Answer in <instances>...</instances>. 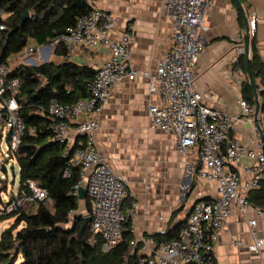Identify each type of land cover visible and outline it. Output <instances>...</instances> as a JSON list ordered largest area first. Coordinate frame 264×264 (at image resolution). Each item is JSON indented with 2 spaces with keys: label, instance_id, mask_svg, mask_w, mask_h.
<instances>
[{
  "label": "built area",
  "instance_id": "obj_1",
  "mask_svg": "<svg viewBox=\"0 0 264 264\" xmlns=\"http://www.w3.org/2000/svg\"><path fill=\"white\" fill-rule=\"evenodd\" d=\"M91 7L88 14L78 17L75 24L45 45L26 46L11 56L6 63H0V173L7 172L8 165L16 163L18 148L25 132V124L19 116L17 95L19 79L10 77L12 64L37 65L49 61L53 50L60 43L65 44L70 60L75 48L93 49L103 46L107 49L104 60L95 67L96 73L89 83V96L72 105L52 100L46 108L37 111L39 115H50L54 123L50 126L54 141L64 146L68 159L65 176L70 166H80L79 182L72 194L78 196V188H85L90 205L89 236L86 243L96 245L108 252L123 240L124 223L132 221L135 212L124 208L129 196L128 183L117 175L106 156L96 144L95 135L99 129L96 113H99L111 97L113 88L124 79L132 80L138 71L130 66L132 33L125 28L117 36L118 17L85 0ZM214 0H164V12L171 25V46L157 61L154 73L149 70L142 75L149 80L152 95L160 103L149 104L147 118L150 128L173 132L176 136V150L184 159V175H196L199 181L213 185V195L195 190V200L188 211L177 237L157 244L148 233L132 238L122 254V264H214V248L220 232L226 227L232 209L242 214L253 207L247 199L251 189H257L264 175V142L252 145L242 143L230 136L234 121L238 118L228 112L214 109L203 102V95L196 90L194 67L206 48L203 22ZM7 13L0 8V39L6 30ZM255 15L249 21V34H255ZM243 52V49H241ZM51 56V57H50ZM39 64V63H38ZM240 116L251 120L255 105L243 97L239 100ZM258 121L264 123V109L258 112ZM191 149L197 151L190 157ZM250 164L241 176L238 167L242 159ZM5 167L3 171L1 166ZM5 175H0L3 179ZM182 192L180 199L186 198ZM0 215L10 214L33 202L48 204L47 190L34 180H27L23 187L1 193ZM256 215L261 209L254 207ZM74 211L68 213L72 217ZM252 241L246 244L249 251L264 250V238L256 235V219L247 221ZM133 235L134 229L130 225ZM162 228L159 233H164ZM152 234V233H151ZM235 247L243 246L236 236Z\"/></svg>",
  "mask_w": 264,
  "mask_h": 264
},
{
  "label": "crops",
  "instance_id": "obj_2",
  "mask_svg": "<svg viewBox=\"0 0 264 264\" xmlns=\"http://www.w3.org/2000/svg\"><path fill=\"white\" fill-rule=\"evenodd\" d=\"M92 3L118 17L114 35L131 27L130 66L138 75L119 82L109 102L95 114L100 124L95 140L114 172L128 183L129 196L124 200V208H132L135 203L131 224L133 238H138L184 222L195 200V190L211 196L214 186L199 181L196 175L185 176L175 134L150 128L148 124L147 107L159 104L160 100L150 93L149 80L142 72L154 73L157 61L171 46V25L164 12V0H92ZM239 3L248 21L255 15L253 37L264 63V0H239ZM203 35L206 48L193 70L195 89L202 93L205 104L238 117L232 125L231 137L247 145L264 142L253 117L247 121L240 116L241 85L248 76L243 69L244 17L235 0H214L203 22ZM106 55L103 46L75 48L70 60L95 69ZM250 61L249 51V64ZM257 91H261V86ZM258 98L260 101V95ZM259 125L264 135V125L261 122ZM190 153L194 158L197 151L191 149ZM249 164L248 159H242L238 167L241 176H246L244 168ZM186 190V198L179 201ZM175 211L178 213L173 217ZM249 219H256V235L264 238V212L256 215L254 207H250L242 214L234 207L214 248V264H264V250L249 251L245 246L252 241ZM234 236L243 246L233 245Z\"/></svg>",
  "mask_w": 264,
  "mask_h": 264
},
{
  "label": "trees",
  "instance_id": "obj_3",
  "mask_svg": "<svg viewBox=\"0 0 264 264\" xmlns=\"http://www.w3.org/2000/svg\"><path fill=\"white\" fill-rule=\"evenodd\" d=\"M0 8L7 13L6 30L0 39V63L25 49L28 41L34 45H45L51 39L64 33L75 24L78 17L88 14L90 6L85 0H0ZM29 13L28 19L19 26L21 17ZM68 53L65 44L60 43L53 50L59 62L51 58L37 65H18L10 77L19 79L17 100L19 116L25 124V132L18 148L19 187L27 180L47 190V201L33 202L1 220L14 218L13 223L0 233V264H122V254L128 248L133 235L131 221L124 223L123 240L108 252L100 249V243L89 245V224L82 236H77L83 217L90 212L87 197L84 207L78 196L72 194L79 182L80 166H70V175L65 176L69 166L64 155V146L52 139L50 126L54 120L50 115H39L40 108H46L52 100L72 105L89 96V83L96 70L88 65H79L64 58ZM250 69L255 87L261 86L259 110L264 109V63L261 61L252 36L250 39ZM243 69L247 70L243 64ZM259 79V84L257 80ZM242 97L254 104V93L248 77L241 85ZM6 182V179H0ZM1 193L10 191L4 184ZM253 207L264 212V175L257 189L247 193ZM1 201V199H0ZM74 211L69 218L68 213ZM178 211L173 212V217ZM183 221L168 227L164 233L150 234L159 244L177 237ZM145 235H148L145 233Z\"/></svg>",
  "mask_w": 264,
  "mask_h": 264
},
{
  "label": "water",
  "instance_id": "obj_4",
  "mask_svg": "<svg viewBox=\"0 0 264 264\" xmlns=\"http://www.w3.org/2000/svg\"><path fill=\"white\" fill-rule=\"evenodd\" d=\"M235 3L237 4V6L240 9V11L243 13V17H244V30H245V35H244V56H245V59H246L247 76H248L249 82H250V84L252 86L253 93H254L255 111H254V114H253V119H254V122H255V125L257 127V130H258L259 134L264 138V135L261 132V128H260L259 121H258V112H259V109H260L258 92H257V89L255 87L254 79L252 77L251 69H250V66H249L250 34H249L248 20H247V17L244 15V11H243L240 3H239V0H235ZM28 17H29V13L25 12L23 14V16L21 17L19 26H21L28 19ZM33 65H35V64H33ZM12 166L13 165H11L10 168H12ZM1 168H2L3 171L5 170V167L3 165L1 166ZM84 198H85V188L83 186H81V187L78 188V199H83L84 200ZM90 220H91V216H89V215H85L83 217V222H82L81 227L79 229V232L77 234V236L79 238L82 236V234H83L86 226L89 224Z\"/></svg>",
  "mask_w": 264,
  "mask_h": 264
},
{
  "label": "rangeland",
  "instance_id": "obj_5",
  "mask_svg": "<svg viewBox=\"0 0 264 264\" xmlns=\"http://www.w3.org/2000/svg\"><path fill=\"white\" fill-rule=\"evenodd\" d=\"M28 46H34V43L32 41H28ZM51 57V56H50ZM53 61H55L56 63L60 61V59H56V57H52ZM36 63H42L40 60L36 59ZM12 67L15 68L16 67V63L12 64ZM264 125V123H262ZM0 175H5L6 177V182H2L0 181V190H4L2 187L5 186L7 188L11 187L10 189H12L13 191H16L19 187V176H18V166L15 163L13 169H10V165H8L7 167V172H1ZM2 195L0 192V199H2ZM182 195V193H181ZM187 195V193H186ZM179 201H182L179 198ZM1 202V201H0ZM79 203L80 206H83L84 200L83 199H79ZM9 214V213H8ZM8 214H3L5 216H7ZM8 217V216H7ZM14 218H6L4 220H1L0 218V233L2 232L3 229H5L6 227H8L11 223H13Z\"/></svg>",
  "mask_w": 264,
  "mask_h": 264
},
{
  "label": "clouds",
  "instance_id": "obj_6",
  "mask_svg": "<svg viewBox=\"0 0 264 264\" xmlns=\"http://www.w3.org/2000/svg\"><path fill=\"white\" fill-rule=\"evenodd\" d=\"M258 92V91H257Z\"/></svg>",
  "mask_w": 264,
  "mask_h": 264
}]
</instances>
